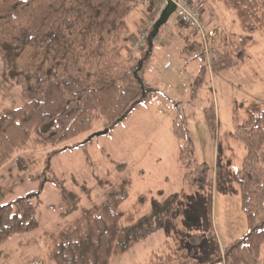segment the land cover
<instances>
[{
	"label": "rangeland",
	"instance_id": "rangeland-1",
	"mask_svg": "<svg viewBox=\"0 0 264 264\" xmlns=\"http://www.w3.org/2000/svg\"><path fill=\"white\" fill-rule=\"evenodd\" d=\"M192 1L208 28L225 34V48L235 55L232 36L242 32L235 12L215 0ZM147 7L132 4L125 18L127 40H132L131 29L143 26L150 16ZM182 28L174 14L160 26L162 41L154 49L146 75L160 93L133 110L122 124L105 132V123L100 121L90 132L55 144L37 145L31 135L27 149L0 169L5 203L37 190L38 181L32 177L46 168L50 152L55 153L49 157V168L59 182L44 183L33 208L37 227L0 245V264H28L32 260L48 264V235L120 191L127 194L120 206L124 215L134 209L138 197H147L136 230L137 236L148 235L109 264H147L155 259L152 251L168 252L165 240L172 237L179 239L180 248L193 251L196 264H210L228 243L245 232L247 222L232 175L245 153L239 134L248 127L243 125L248 108L252 104L256 112L264 111V34L253 35L255 44L245 48L235 67L213 71L207 61L206 74L197 82L200 58L187 56L180 49L200 39L191 33L189 38L183 31L185 40L181 42L178 32ZM217 43L209 45V60L216 54ZM128 46L126 41L125 55ZM164 61L173 66L163 70ZM168 72L169 79L164 77ZM28 100L3 75L0 62V111L20 107ZM210 107L215 112L213 135L204 117V110ZM177 115L186 120L193 159L206 169L202 188L188 185L178 167L181 141L172 129ZM192 235L197 241L190 239ZM259 264H264V245Z\"/></svg>",
	"mask_w": 264,
	"mask_h": 264
},
{
	"label": "trees",
	"instance_id": "trees-1",
	"mask_svg": "<svg viewBox=\"0 0 264 264\" xmlns=\"http://www.w3.org/2000/svg\"><path fill=\"white\" fill-rule=\"evenodd\" d=\"M215 1L235 12L242 32L232 36L236 43L233 55L225 48V34L208 28L202 13L205 30L215 32L206 41L207 51L200 35L181 23L200 39L180 49L187 56L200 58L197 82L206 74L207 61L213 71L235 67L245 48L255 44L253 35L264 34V0ZM132 4L131 0H0L3 75L29 98L20 107L0 111V169L16 153L27 149L31 135L37 145H45L74 139L90 132L100 121L110 131L160 93L145 78L152 49L129 57L123 52L127 41L125 18ZM216 39L219 47L209 60V45ZM254 108L249 106L243 123L248 127L239 134L245 153L232 175L247 228L210 264H259L264 245V111ZM204 117L211 135L215 134L213 107L204 110ZM185 126L184 117L177 115L172 129L181 141L178 167L188 185L202 188L206 169L193 159ZM54 153L48 154L46 168L32 177L38 181L37 190L8 203L0 190V245L37 227L34 202L45 182L59 184L49 168V157ZM126 198L125 191L112 194L50 233L48 264H109L113 257L133 249L148 235L137 236L136 230L147 197H138L134 209L124 215L120 206ZM190 239L197 241L195 235ZM166 246L168 252L152 251L155 259L147 264L197 263L192 250L180 248L177 237L165 240ZM28 264L41 262L32 260Z\"/></svg>",
	"mask_w": 264,
	"mask_h": 264
},
{
	"label": "built area",
	"instance_id": "built-area-1",
	"mask_svg": "<svg viewBox=\"0 0 264 264\" xmlns=\"http://www.w3.org/2000/svg\"><path fill=\"white\" fill-rule=\"evenodd\" d=\"M133 4L141 6H149L154 4L157 0H131ZM167 0H163L158 5V12L164 7ZM175 3V14L177 18L187 25L195 33L199 34L207 51L206 41L208 38L215 36L214 31H206L202 22L200 11L195 7L192 0H172ZM153 19L149 20L145 27L140 31L139 35L131 42L133 50H142L145 48L149 33L153 25ZM168 63L165 67H168Z\"/></svg>",
	"mask_w": 264,
	"mask_h": 264
},
{
	"label": "crops",
	"instance_id": "crops-1",
	"mask_svg": "<svg viewBox=\"0 0 264 264\" xmlns=\"http://www.w3.org/2000/svg\"><path fill=\"white\" fill-rule=\"evenodd\" d=\"M160 0H157L154 4H152V5H150V6H148L147 7V10L149 11V13H151L150 14V16L149 17H147V18H145V21H144V25L142 26V24L141 25H138L137 26V28H133V30L131 29V35H132V40L130 41V40H127L128 41V48H127V50H126V56H132V55H134V56H138L139 54H140V52H142V50H133L132 49V47H131V42L138 36V34L140 33V31L145 27V25H146V23L150 20V19H152L153 17H154V15L158 12V5L160 4ZM181 23V22H180ZM142 26V27H141ZM183 31H186V33H187V35H189V38H191V32L188 30V29H186L184 26H183V28L181 29V31H179L178 33V35H180V37H181V42L182 41H184L185 40V38H184V36H185V34H184V32ZM191 33V34H190ZM159 34V33H158ZM178 35H175V36H178ZM170 37H171V35H170ZM161 41H162V38H161V35L159 34V36L156 38V40L153 42V44H152V46H147V48H149V49H152V51L154 52V49H155V47L158 45V44H160L161 43ZM218 40L216 39L214 42H212V44H214L215 42H217ZM182 48V47H181ZM166 63H169V66L168 67H164L165 66V64ZM173 65H172V63H170L169 61H164L163 62V64H162V69L164 70V69H170L171 67H172ZM179 66V68H180V66H183V65H178ZM150 67V66H149ZM148 71H149V68L145 71V78H146V75H147V73H148ZM172 76V75H171ZM164 77H168V79L170 78V75H169V72L167 73V74H165V76ZM172 78V77H171ZM146 80L148 81V79L146 78ZM148 82H150V81H148ZM151 83V82H150ZM154 85V84H153ZM178 94H181V93H178Z\"/></svg>",
	"mask_w": 264,
	"mask_h": 264
},
{
	"label": "water",
	"instance_id": "water-1",
	"mask_svg": "<svg viewBox=\"0 0 264 264\" xmlns=\"http://www.w3.org/2000/svg\"><path fill=\"white\" fill-rule=\"evenodd\" d=\"M174 10H175V3L172 0H167L166 5L161 10L158 19L156 20V22H154L152 29L149 33V38H148L149 46H152V41L156 36L160 26L166 23L167 19L170 17L171 14H173ZM105 132L107 131L105 130Z\"/></svg>",
	"mask_w": 264,
	"mask_h": 264
}]
</instances>
